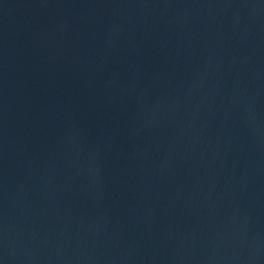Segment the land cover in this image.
Masks as SVG:
<instances>
[{"label": "water", "instance_id": "95a60500", "mask_svg": "<svg viewBox=\"0 0 264 264\" xmlns=\"http://www.w3.org/2000/svg\"><path fill=\"white\" fill-rule=\"evenodd\" d=\"M0 264H264V0H0Z\"/></svg>", "mask_w": 264, "mask_h": 264}]
</instances>
